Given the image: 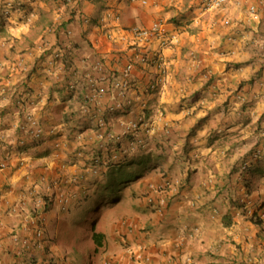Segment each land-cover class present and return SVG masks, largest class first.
Wrapping results in <instances>:
<instances>
[{"label":"crops","instance_id":"1","mask_svg":"<svg viewBox=\"0 0 264 264\" xmlns=\"http://www.w3.org/2000/svg\"><path fill=\"white\" fill-rule=\"evenodd\" d=\"M6 1L0 264H73L77 250L64 245V234L84 218L94 192L112 184L109 200L132 207L103 229L98 264H130L125 247L140 242L152 257L147 264H264V182L248 175L264 164V0H229L219 12L201 0H23L9 17ZM252 3L260 4L258 18L249 15ZM156 22L178 42H140L133 30ZM138 51L154 59L136 63L123 97L113 81ZM94 86L106 92L94 99ZM29 111L41 122L40 139L30 133ZM133 121L144 145L122 155L128 137L116 136ZM256 151L260 158L243 171ZM166 178L185 187L160 212L141 194Z\"/></svg>","mask_w":264,"mask_h":264},{"label":"built area","instance_id":"2","mask_svg":"<svg viewBox=\"0 0 264 264\" xmlns=\"http://www.w3.org/2000/svg\"><path fill=\"white\" fill-rule=\"evenodd\" d=\"M140 1L143 4L147 3V0H140ZM201 2L204 5L205 9L209 11L219 12L225 8L229 0H201ZM21 4L22 1L20 0L8 1L6 3L5 8L3 9L4 14L9 15L14 10H16V8H19ZM248 12L252 18H258L260 13V4L258 3L250 4L248 8ZM224 22L226 25H230L232 21L229 18H226ZM133 32L137 37V39H139L140 42L143 43L153 40H158L160 46L167 47L174 45L175 43L178 42L177 34H168V31L164 27L163 22H156L152 26L147 28H135ZM152 59H154V56L153 57L149 56V54L146 51H138L135 54V58H133L132 61L126 65L123 72L114 79L113 87L116 90H118L123 97H125L130 92V90H132L133 87L131 76H132V72L136 67V63L139 62L141 64L147 65L151 63ZM260 82L264 84V74L260 77ZM105 92L106 89L104 87L94 86L93 98L96 99ZM35 105L36 104H34L33 101L30 103V106L32 108H34ZM118 107H122V104H118ZM26 118H27V123L30 126L34 127V130L30 132L32 137L36 139H40L42 137V132H43L40 120L36 117V115L32 111L27 112ZM101 123L103 125L106 124L104 120H101ZM139 128H140L139 121L130 122L128 126L125 127L123 134L116 136V139L119 142H121L122 136L128 137L126 144L124 146L119 147L122 155L133 153L132 151L139 149L144 145V139L138 134ZM111 138H114V136H112ZM260 156H261V151L253 152V154H251L249 158H247L242 162L241 169L243 171L249 170L250 167L253 165L254 160H258ZM120 159L121 158L119 156L117 155L114 156V160H120ZM98 161L99 160L96 159V163L91 167V170L95 173L99 172ZM4 166L5 164H2V167ZM180 186H181V181L178 180L173 181L172 178H166L161 185L152 184L149 186V191L144 195L145 201L148 203V205L154 207L155 210L161 212L168 206V202H169L168 196L170 194H174V192L177 191L180 188ZM69 201H70L69 197L66 196L65 194H61L59 196L60 207L63 211L68 210ZM35 224H37V221H35ZM35 229H36V235L38 237H41L43 232H42V228L39 227V224H37ZM130 231L134 232V228H130ZM14 239L18 241L19 236L15 235ZM125 252L127 254L130 264H147L152 259L148 251V245H146L143 242L130 244L126 246ZM105 264H118V263H116L113 259H106Z\"/></svg>","mask_w":264,"mask_h":264},{"label":"rangeland","instance_id":"3","mask_svg":"<svg viewBox=\"0 0 264 264\" xmlns=\"http://www.w3.org/2000/svg\"><path fill=\"white\" fill-rule=\"evenodd\" d=\"M8 1L9 0H7L6 3ZM20 1H22V4L20 5L19 8H16V10L22 8L24 6V4H26V3H23V0H20ZM6 3H4V4H6ZM16 10H14V11H16ZM2 13L4 14L3 10H2ZM12 13H10L9 15H6V14H4V15L9 17V16H11ZM96 191L97 192H94V195L107 196V192H109L110 190L109 189H105V190L98 189ZM101 191L103 192V194H101ZM137 197L139 198V196H137ZM141 197L144 199V194H141ZM108 200H109V198H108ZM117 203H118V201L113 202L110 199L108 201V203L106 204L107 206L104 207L105 208L104 211L107 210L108 213L104 216L98 217V219H99L98 222H99V226L101 229L107 230L109 223H111V221H112V218H116V217H118V215L120 216L121 213L123 214V211H125V210L128 211L132 207V205H128V204L120 206ZM95 204H96L95 202L88 203L83 208L84 209L83 214L84 215L85 214L90 215L92 213L91 211L93 210ZM99 208L101 209V205ZM100 209H98V210H100ZM95 216L97 217L98 215L96 214ZM259 220L260 219H258V220L256 219V221H258V222H259ZM260 221H262V220H260ZM80 224H81L80 227H75L74 229H70L68 232L66 231V236L64 234V237H65L64 238V245L68 246L69 250L70 249L77 250V253L71 254V256L73 258L72 261H76L77 258H79L80 263L88 264L89 256L86 253L91 252V250L94 248V243L92 241L91 233L89 231L84 232V230H83V227L88 224V220L85 218L84 221L81 222ZM67 225H68V223H67Z\"/></svg>","mask_w":264,"mask_h":264},{"label":"trees","instance_id":"4","mask_svg":"<svg viewBox=\"0 0 264 264\" xmlns=\"http://www.w3.org/2000/svg\"><path fill=\"white\" fill-rule=\"evenodd\" d=\"M251 154H253V152ZM130 165H132V164L130 163ZM131 175H132V172L127 171V173L124 174L122 177L123 178H129V177H131ZM248 175H252L254 182L256 181L257 184L264 182V164H258V166L255 168V170L251 171V169H250L248 172ZM117 187H118V185L112 184L111 187L109 188V190H110L109 192L111 194H109L110 196H106V197H108V198L112 197L114 195L112 193H114V191H116L115 188H117ZM184 187H185V184L182 183L180 186V189H182ZM103 190H105V189H103ZM101 194H103L102 191H101ZM94 196H96L98 198L95 199L96 204H95L93 210L91 211L92 213L90 215H85L82 220L78 219L77 221L73 222V224L76 227H80V225H81L80 223L83 222L85 218L88 220V224L83 227V230H84V232L89 231L91 233L92 241L94 243V248L91 250V252L87 253V255L89 256L88 264H96V263L98 264L99 263L98 262L99 261V254H100L102 248L105 249L106 243H107L106 234L104 233L103 229L100 228L99 222H98L99 221L98 217L104 216L108 213L107 210L104 211V209H105L104 207L107 205L103 204V200H102L104 198L103 195H99V196L94 195ZM100 205H101V209L99 208ZM98 209H100V210H98ZM96 214L98 215L97 217L95 216ZM256 222H258V221H256ZM73 264H82V263H80L79 258H77L76 261H73Z\"/></svg>","mask_w":264,"mask_h":264}]
</instances>
